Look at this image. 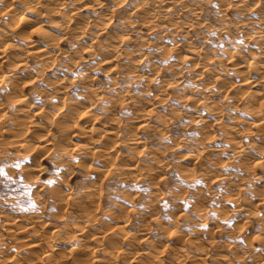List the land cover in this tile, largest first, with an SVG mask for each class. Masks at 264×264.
I'll return each instance as SVG.
<instances>
[{"label":"rangeland","instance_id":"rangeland-1","mask_svg":"<svg viewBox=\"0 0 264 264\" xmlns=\"http://www.w3.org/2000/svg\"><path fill=\"white\" fill-rule=\"evenodd\" d=\"M100 1L101 7L92 5L91 0H82L75 4L66 1L56 4L61 1L42 0L44 4L49 2L57 5L61 13L70 14L73 20L82 21L84 32L77 36L75 34H78V31H75V34L61 35L55 28H50L55 33L57 50L48 59L29 57L27 69L36 67L37 72L40 69L43 73L39 74L43 79L39 77L34 83L31 82L32 85L27 86V92H52L61 85L60 83L69 81L67 78L77 82L81 72L90 71L95 77L96 85H99L104 94L115 96L118 93L121 97V101L119 99L116 104L118 106L113 105V112L117 114L118 120L114 121L115 123L103 120L98 109V115L94 118V131L91 133L99 134L101 128H107L109 125L117 127L120 135L116 137V146L113 145L114 149L110 153L100 156L103 161L96 153V156L89 153L83 157L84 153L74 148L75 143L66 145L70 148L67 152L61 148L59 130L56 127H51L50 132L34 124L29 135L25 133L27 138H31V144L28 142L29 145L24 147L17 146L12 143L15 136L9 134L11 128V131L14 130L13 124L4 123L5 132L0 133V169L6 173L0 175V264H60V255L65 252L68 256L66 245L75 241L72 233L77 225H85L90 232H97L98 241L101 243H96L91 236L89 240H85L92 246L94 253L92 259L89 257L87 262L82 261L83 264H253V259L261 258V255V262L264 264V171L260 164H254V158L258 156L254 146H260L264 129L248 125L252 114L245 110L244 106L250 94L247 90L243 94L239 93L243 89L238 83L240 74L234 73L232 67L234 61L245 58L248 60L252 54L259 52L257 40L259 35L264 36V15L258 14L257 9L258 6L264 7V0H254L253 4L250 0H228L229 3L227 0L223 3L220 0H145L147 7L156 2L154 9L169 5L172 10L163 21L158 20L157 24L170 22L173 17L175 22L179 21L175 26L160 25L148 33H145V29L140 30L133 25L138 16L134 11L135 4L142 0H121L118 5L114 3L117 0ZM9 2L0 0V35H11V19L8 20L9 11L6 7ZM185 4L197 5L199 8L194 7L199 9V13L193 14ZM110 8L116 12L117 9H122V13L126 10L128 12H124L123 16L115 12L117 16L114 14L112 17L106 15ZM259 15L262 16L261 21ZM61 18L62 14L59 15V19ZM99 21L103 24L100 25ZM123 32L126 34L121 35ZM17 36L13 35V41L22 44L21 35ZM110 43H115L117 49H108ZM194 47L197 49L195 55L191 51ZM21 52L11 47L6 50L8 54L20 55ZM113 55H117L113 61L103 59ZM186 55L193 56V59L184 60ZM112 62L114 64L110 66ZM204 64L209 66V70H204L200 76L198 72ZM4 65L8 66L9 63ZM115 69L121 71L114 73ZM150 69L154 70L155 75H149V78L146 75ZM32 71L35 72L34 69ZM262 72L264 73V70L257 75L258 78L261 77L262 87L255 90L264 96ZM215 75L218 76L216 79ZM81 91L82 86L74 84L70 87L69 95L72 96L69 97L79 99ZM209 91L213 92L211 97ZM35 93H32V100L40 105L44 102V111L48 113L45 115L51 119L50 111L55 109L51 104L48 105L50 102L42 100ZM261 102L264 107V99ZM99 103L100 106L102 103ZM206 103L207 106L215 104L212 106L218 108L219 114L221 113L218 120L212 113L205 111ZM145 111L149 113L153 125L146 129L138 123V116L143 115ZM198 114L205 118V124L194 119ZM33 117L35 123H40L45 118L43 112ZM158 119L162 121L159 122ZM205 132L209 134L205 135ZM52 133H55V136ZM128 134L137 136L141 143H132L134 140ZM86 138L79 133L73 137V142L85 143L90 140ZM41 139L49 140L43 142ZM234 140L237 141L235 146ZM237 147L245 150L243 155L236 152ZM29 148L34 149L31 151ZM189 154L194 156L189 157ZM160 160L165 165L160 164ZM93 168L101 170L102 175ZM201 171L203 175H200ZM94 182L98 185V202L81 212L82 208L72 203L75 198L78 199V195L90 188L89 183ZM51 189L59 192V195L61 191V197H57L59 195ZM99 191L102 193L99 194ZM258 197L261 199L258 200ZM234 202L242 204L244 209L235 207ZM87 211H95V215L98 214L95 216L97 219H91L92 223L88 221L90 219L87 215L82 216ZM116 218L121 220L119 225L124 229L116 228ZM33 223L38 224L35 227ZM29 225H33L35 229L32 231L27 228ZM42 233H45L44 236ZM177 235L179 238H176ZM23 238L27 241L45 240L47 244L55 239L58 244L61 243L55 248L58 253L53 250L51 255L56 258L55 261L51 256H44L47 260L41 256L43 249L49 248L45 241L43 247L40 246L43 251H32L29 245L22 246L20 240ZM203 248L206 250H202ZM203 251L206 254H203ZM77 253L71 256L84 257L83 254L80 255L82 252ZM71 256L63 261L65 263H61L81 264V261L76 263ZM50 258L51 260H48Z\"/></svg>","mask_w":264,"mask_h":264},{"label":"bare ground","instance_id":"bare-ground-1","mask_svg":"<svg viewBox=\"0 0 264 264\" xmlns=\"http://www.w3.org/2000/svg\"><path fill=\"white\" fill-rule=\"evenodd\" d=\"M9 4H7L8 6L7 7V11H9V15H8V20L11 19V28H9V31L11 32V35L10 33H6V35H0V133L3 134L5 132V129L3 128L4 127V123L5 122H9L11 124H13L12 126H14V130H9L10 131V136L11 134H13L15 136L14 138V141L12 142L13 144L16 143V145L18 146H25V145H29L30 143V140L31 138H27V136L29 135V132H30V128L31 126L34 124L36 127L42 129V130H49L51 132V127H56L58 130H59V143L61 145V148H63V150H65L66 152L69 151L68 149L70 148H67L66 145H70L71 142L72 143H75L73 146H76L74 148H77V149H80L82 152L81 155L84 157V156H87V154L89 155H92V156H96V154H98V157L102 156L104 154H108L110 153L111 151H113V145L116 146V137L118 135H120L119 133V129L117 127H114V126H110L105 128H101L102 130L99 132V134H91L93 131H94V123L95 120L94 118L97 117V113H96V110L100 109L99 113L101 112L102 116H100L103 120H107L109 122H114L116 120H118V116L115 115V113L113 112V105L114 107L116 106V104H118L119 102V99L121 98L119 96L118 93H116L117 95H114L115 96H112L111 94L109 95H106L104 94V92H102L100 90V87H98L96 85V82H95V77L92 76L91 73H89L90 71H83L81 72L82 75L77 79V82H74V80H70L71 78H67L69 81H64L63 83H60L61 85L58 86V88H55L52 90V92H46L45 90H38L36 93L35 92H32V93H35V94H38L39 97H41L42 100L46 99L48 102H50L48 105H52L53 108L56 110L53 111H50V113L52 114V118L49 120L47 115L48 114L44 108V106L42 105L44 102H42V104H37L36 101H33L32 100V93L30 94V92H27V86L29 84L34 83L33 81H36L39 77H41L42 75H40L39 73L40 72V69H39V72H37L38 68L34 67L33 69L35 70L32 71L30 69H27V66H28V61H29V57L30 56H33L34 58L35 57H39V59H42V58H49L54 51L57 50V44L55 42L56 40V37H55V33H53V31H51L50 28H55L56 30H58V32L61 34V35H70V34H75V31H78L79 33L78 34H75V36L77 35H80L81 33L84 32V29H83V22L82 21H75L72 19L71 16H69L70 14H65V13H61L57 7V5H52L50 4L49 2L48 3H45L42 2V0H9ZM18 1V4H16V2ZM57 1H61V2H58L56 4H60L64 1L66 2H71L72 4H75L77 2H79V0H57ZM82 1V0H81ZM80 1V2H81ZM88 1V0H87ZM92 1V5H95L96 7H101L102 6V2L100 0H91ZM153 1H157V0H153ZM215 1V0H214ZM219 1V0H218ZM223 2H226V0H220ZM228 1V0H227ZM249 1V0H248ZM252 1V4L254 2V0H250V3ZM79 2V3H80ZM114 3H116V5H118V3L120 4L121 3V0H117L115 1ZM217 3V2H216ZM215 3V4H216ZM221 3V5H222ZM229 3V1H228ZM232 3V2H231ZM237 4V2H235ZM86 4V2H85ZM91 4V3H90ZM192 4V3H191ZM218 4V3H217ZM226 4V3H225ZM84 5V4H83ZM87 5V4H86ZM91 5V6H92ZM157 5L156 2H153L152 6L151 7H147L145 5V0H142L140 1V3L138 4H135V7H134V11H136L135 13L138 15L137 16V20H135L136 22L133 24L135 27L139 28L140 30L141 29H145V33H148L151 29L155 28V27H160V25H164L165 24H169L170 26H175L174 24L178 23L179 21H176L175 22V19L171 18L170 22H166L164 24V22H160V23H156L158 20L160 21H163V18L166 17L167 13L172 11L170 10L169 8V5H165V7L163 8H157V9H154L153 7H155ZM194 5V4H193ZM220 5V7H221ZM224 5V4H223ZM222 5V6H223ZM88 6V5H87ZM121 6V5H120ZM119 6V7H120ZM184 6H188L189 8V11L195 15H197L199 13V9H197V5H194V6H197V7H194V6H190L189 5H184ZM200 6V5H199ZM225 6V5H224ZM233 6V4H232ZM239 6V5H238ZM242 6V4H241ZM262 6V5H261ZM259 8L257 9L258 10V14H261L262 16L264 15V7H260L258 6ZM122 8V7H120ZM199 8V7H198ZM244 8V6L242 7V9ZM198 11H197V10ZM220 9V8H219ZM118 12H116L115 10L113 9H109L107 11V14L106 15H109V16H112L115 14V12L117 14H119V16L122 14V16L124 15L123 13H127L128 11L126 9V11H123L122 13V9H117ZM222 10V9H221ZM187 11V10H186ZM62 14L63 18L59 19V15ZM135 14V15H136ZM175 12H173V16ZM257 14V13H256ZM12 15V16H11ZM116 15V14H115ZM259 15V16H261ZM10 16V18H9ZM117 16V15H116ZM129 16V15H128ZM171 16V15H170ZM262 16L261 18H259V21L262 20ZM7 17V16H6ZM105 17V16H104ZM107 17V16H106ZM159 17V18H158ZM222 17H224L222 15ZM257 17V16H256ZM225 19V18H224ZM261 19V20H260ZM44 20H46L47 22H44ZM108 20V18H107ZM229 20V19H228ZM244 20V19H243ZM250 20V19H249ZM264 20V19H263ZM134 22V20L132 21ZM130 22V23H132ZM223 22V21H222ZM8 23V22H7ZM101 23V24H100ZM231 23V21H230ZM261 23V22H259ZM17 24V26H16ZM99 24L102 25L103 22L99 21ZM264 24V23H263ZM7 26V24H5ZM229 26V25H228ZM116 27V26H115ZM226 27V25H225ZM174 28V27H172ZM223 28V27H222ZM228 29V28H227ZM230 29V28H229ZM220 30V29H219ZM225 30V29H224ZM231 30V29H230ZM253 30V29H252ZM124 33V32H123ZM255 33V32H254ZM258 33V32H257ZM126 33L122 34L121 35H125ZM13 35H21L20 38L22 39V44H20L18 42L15 43V41H13ZM120 35V36H121ZM128 35V34H127ZM231 35V34H230ZM17 36V37H18ZM144 36V35H142ZM146 36V35H145ZM258 36V35H256ZM109 37H110V34H109ZM119 37V35L117 36ZM124 37V36H123ZM141 37V36H140ZM16 38V37H15ZM122 38V36H121ZM190 42V41H189ZM257 44L259 46V52H255L254 54L251 55V58L246 60L245 59H239V60H236L234 61V63H232V67H233V70H234V73H239L240 74V77H239V81L238 82L239 86H241V91H239V93L242 92H245L246 90L249 92V96H248V100L246 101L245 103V110H249L252 114V119L250 120L249 124L250 126H256V127H260L261 129H264V107L261 106V101L264 99L263 95L261 92H257L256 90H258L257 88L259 87H262V83H261V77L258 78V76L261 74H259V72L263 71L264 70V36H258V40H257ZM254 45V44H253ZM194 46V45H193ZM11 47V48H14L15 50H20L22 51L21 54H16V53H6V50ZM108 49H117V46L115 43H110L108 44ZM257 49V48H256ZM24 50V51H23ZM233 50V49H232ZM192 51V54H196L197 52V49L196 47L193 48ZM254 52V51H253ZM127 53V52H126ZM191 54V55H192ZM183 55V54H182ZM231 55V54H230ZM81 56V55H80ZM117 55H113V56H109V57H106V58H103V59H107V61H113V59H115ZM228 56V55H227ZM234 56V55H233ZM82 57V56H81ZM80 57V58H81ZM217 57V56H216ZM241 57V56H240ZM52 58V57H51ZM83 58V57H82ZM184 58V57H183ZM239 58V57H237ZM38 59V58H37ZM38 59V60H39ZM138 59V58H136ZM185 59H193V56H188L186 55L184 60ZM218 58H216L217 60ZM52 60V59H51ZM139 60V59H138ZM183 60V59H182ZM220 60V59H219ZM227 60V59H226ZM44 61V60H43ZM116 61V60H114ZM7 64L9 63L8 66H5L4 63ZM50 62V60H49ZM106 62V61H105ZM221 62V61H220ZM46 63V62H45ZM48 63V62H47ZM194 63V62H193ZM192 63V64H193ZM73 64V63H72ZM114 64V62L111 63L110 66H112ZM195 64V63H194ZM123 65V64H122ZM197 65V64H196ZM42 67V66H41ZM48 67V65H47ZM37 70H36V69ZM116 68V67H115ZM82 69V68H81ZM130 69V67H129ZM128 69V71H129ZM43 71V69H41ZM149 70V69H148ZM151 71L148 72L147 71V75L149 77V75H155V72L154 70L150 69ZM204 70H209V66L207 67V65L204 64V66H202L200 68V71L198 72V74H202V72ZM119 71H121V69H115V72L114 73H118ZM125 71V70H124ZM134 71V70H133ZM244 71H246L244 73V75L242 74ZM154 72V73H152ZM29 73H32V74H29ZM43 73V72H42ZM41 73V74H42ZM132 73V72H130ZM145 73V71H144ZM135 74V73H134ZM141 74V73H140ZM238 74V75H239ZM242 74V76H241ZM262 74L264 75V73L262 72ZM133 75V74H132ZM258 75V76H257ZM261 75V76H263ZM43 77V76H42ZM41 77V78H42ZM112 77V76H111ZM147 77V78H148ZM178 77V76H176ZM215 79L218 77V76H214ZM63 78V77H62ZM150 78V77H149ZM213 78V77H212ZM43 79V78H42ZM112 79V78H111ZM115 79V78H114ZM214 79V80H215ZM238 79V78H237ZM260 79V80H259ZM41 80V79H40ZM39 80V81H40ZM91 81H94V82H91ZM112 82V81H111ZM232 82V81H231ZM52 83V82H51ZM74 84H77V85H80L82 86L83 88V91H81L80 93V98L79 99H73L72 97L70 98L69 96H72V95H69V92H70V87ZM32 85V84H31ZM211 85V84H210ZM204 86V85H203ZM264 86V85H263ZM206 87V86H205ZM226 87V86H225ZM215 88V87H214ZM240 87H237V89H239ZM36 89V88H35ZM235 89V90H237ZM245 89V90H244ZM256 89V90H255ZM209 90V89H208ZM244 90V91H243ZM164 91V90H162ZM207 91V90H205ZM210 92V91H209ZM248 92H247V95H248ZM79 93V92H78ZM211 93L213 92H210V97H211ZM235 93V92H234ZM206 94V93H205ZM236 94V93H235ZM234 94V95H235ZM34 95V94H33ZM106 95V96H105ZM112 97H111V96ZM157 95V94H156ZM162 95H163V92H162ZM209 95V94H208ZM234 95L232 96V98L234 97ZM238 95V93H237ZM203 96V95H202ZM204 96H207V95H204ZM236 96V95H235ZM239 96V95H238ZM243 96V95H242ZM241 97V95H240ZM239 97V99H240ZM208 98V97H207ZM231 98V99H232ZM242 98V97H241ZM160 99V98H159ZM162 99V98H161ZM209 99V98H208ZM245 99V98H244ZM38 100V99H37ZM124 100V99H122ZM207 100V99H205ZM234 100H235V97H234ZM238 100V99H236ZM246 100V99H245ZM40 101V100H39ZM101 101V105L99 106L98 103ZM104 101V102H103ZM121 101V99H120ZM46 102V101H45ZM126 102V101H123V103ZM160 102V101H159ZM208 102V101H207ZM122 103V104H123ZM202 103V102H201ZM205 103V102H204ZM100 104V103H99ZM120 104V103H119ZM45 105V104H44ZM121 105V104H120ZM203 105V104H202ZM213 104H211V106H207V103L204 104V106L206 107V110L207 112L209 113H212L213 116L217 119L219 118L220 114L218 112V108L217 107H213L215 106V104L212 106ZM244 105V104H243ZM47 106V105H45ZM51 106V107H52ZM118 106V105H117ZM116 106V107H117ZM204 109V108H203ZM115 110V109H114ZM144 110V109H143ZM153 111V110H152ZM220 111V110H219ZM41 112H43V116H45L44 119H42L43 121L40 122V123H35V119L33 116H36L37 114H41ZM154 112V111H153ZM152 112V113H153ZM207 112H203V113H207ZM221 112V111H220ZM151 113V114H152ZM54 115V116H53ZM199 115V114H198ZM196 115L194 119H196L197 121H199L200 123H203L204 122V119H203V116H201V114L198 116ZM136 116V115H135ZM149 113L148 112H144L143 115L141 116H138L139 119H138V123L141 124L142 126H144V128H149V127H153V125H151V119H149ZM222 116V115H221ZM59 117V118H57ZM164 118V117H163ZM214 118V119H215ZM96 119V118H95ZM100 119V118H99ZM137 119V118H136ZM215 119V120H216ZM167 120V119H166ZM195 120V121H196ZM218 120V119H217ZM243 120V119H242ZM159 121V119H158ZM162 121V120H161ZM159 121V122H161ZM213 121V120H212ZM245 121V120H244ZM165 122V121H163ZM211 122V120H210ZM101 123V122H100ZM115 123V122H114ZM199 123V124H200ZM154 124V123H153ZM158 124V123H157ZM205 124V122H204ZM209 124V122H208ZM227 126V124H225ZM204 127H207L205 125H203ZM203 127V128H204ZM263 127V128H262ZM201 128V127H200ZM152 129V128H151ZM155 129V128H154ZM158 129V128H157ZM162 129V128H160ZM206 129V128H205ZM204 129V130H205ZM228 129V128H227ZM229 129H232L229 127ZM229 129L226 131L228 132ZM249 129V128H248ZM8 130V129H7ZM149 130V129H148ZM48 131V133H49ZM128 131V130H126ZM160 131V130H159ZM207 131V130H205ZM232 131V130H231ZM98 132V131H97ZM200 132V131H198ZM236 132V130H235ZM256 132V131H255ZM264 132V131H263ZM25 133H27L28 135L26 136ZM47 133V132H46ZM80 133V135L82 137H87L89 138L90 140L85 142V143H81V144H78V141L76 142H73V137L76 135H78ZM90 133V134H89ZM127 133V132H126ZM133 133V132H132ZM160 133V132H159ZM202 133V132H201ZM55 134V133H54ZM52 133V135H54ZM131 134V133H130ZM198 134V133H197ZM209 133H206L205 132V135H207ZM24 135V136H23ZM44 135V134H43ZM51 135V134H50ZM51 135V136H52ZM97 135V137H95ZM136 135V134H135ZM48 136V135H47ZM55 136V135H54ZM128 136H130L128 134ZM134 135L130 136L133 138V142L132 143H135V144H140L141 143V140L136 136V137H133ZM210 136V135H208ZM228 136V135H227ZM231 136V135H230ZM17 137V138H16ZM95 137V138H94ZM229 137V136H228ZM232 137V136H231ZM235 137V136H234ZM8 138V137H7ZM10 138V137H9ZM54 138V137H53ZM86 138V139H87ZM131 138V139H132ZM206 138V136L204 137ZM210 138V137H209ZM230 138V137H229ZM228 138V139H229ZM130 139V140H131ZM232 138H230L231 140ZM234 139V138H233ZM4 140V139H3ZM2 140V141H3ZM38 140V139H37ZM49 140V139H48ZM45 139V141H48ZM129 140V141H130ZM236 140V139H235ZM234 140V141H235ZM41 141H43L41 139ZM43 141V142H45ZM52 141V140H51ZM57 141V139L55 140ZM54 141V142H55ZM127 141V140H126ZM210 141V140H208ZM251 141V140H250ZM9 142V141H7ZM29 142V143H28ZM50 142V141H49ZM205 142V141H203ZM231 142V141H230ZM233 142V141H232ZM260 142V141H259ZM1 143V142H0ZM11 143V144H12ZM56 143V142H55ZM235 146V144L237 143V141L233 142ZM246 143V142H245ZM260 146L259 145H256L257 147L254 146V148L257 150V154L258 156H256L254 159H255V163L260 164L261 167L263 168V171H264V137L262 139V142H260ZM31 144V143H30ZM49 144V143H47ZM57 144V143H56ZM54 144V146L56 145ZM231 144V143H230ZM3 145V144H2ZM51 145V144H50ZM59 145V144H58ZM72 145V144H71ZM238 145V144H237ZM32 146V145H31ZM30 146V147H31ZM39 146V145H38ZM41 146V145H40ZM45 146V145H44ZM43 146V147H44ZM37 147V146H36ZM56 147V146H55ZM59 147V146H58ZM57 147V148H58ZM66 147V148H65ZM69 147V146H68ZM72 147V146H71ZM206 147V146H205ZM241 147V146H240ZM240 147H237L235 149L236 152H238L239 154L243 155L245 150H243L242 148ZM15 148V147H14ZM17 148V147H16ZM27 149V147H25ZM32 148V147H31ZM31 148H29L31 150ZM42 149V146L40 147ZM39 148V149H40ZM56 148V149H57ZM168 148V146H167ZM34 149V148H33ZM32 149V150H33ZM45 149V148H43ZM60 149V148H58ZM230 149V148H229ZM31 150V151H32ZM38 150V149H37ZM54 150V149H53ZM62 150V151H63ZM79 150V151H80ZM23 151V149H22ZM39 151V150H38ZM61 151V152H62ZM64 151V152H65ZM76 151V150H75ZM78 151V150H77ZM152 151V150H151ZM21 152V151H19ZM35 152V151H34ZM158 152V151H157ZM96 153V154H95ZM72 153L70 152V155ZM94 154V155H93ZM161 154V153H159ZM194 154V153H193ZM65 155V153H64ZM41 156V155H40ZM61 156V155H60ZM105 156V155H104ZM158 156V155H157ZM189 157H192L194 155H191L189 154L188 155ZM187 156V157H188ZM108 157V156H107ZM188 157V158H189ZM35 158V157H33ZM32 158V159H33ZM101 158V157H100ZM158 158V157H157ZM63 159V158H62ZM78 159V158H76ZM75 159V161H76ZM110 159V158H109ZM156 158H154L155 160ZM162 159V158H161ZM190 159V158H189ZM192 159V158H191ZM35 160V159H34ZM83 160V159H82ZM94 160V159H93ZM102 160V158H101ZM100 160V161H101ZM159 160V159H158ZM97 161V160H96ZM99 161V160H98ZM103 161V160H102ZM162 160H160L161 162ZM252 161V160H251ZM250 161V162H251ZM38 162V161H37ZM36 162V164H37ZM155 162V161H154ZM159 162V161H158ZM75 163H78V162H75ZM93 163V162H92ZM249 163V162H248ZM35 164V165H36ZM160 164H164L163 162H161ZM159 164V165H160ZM167 164V163H166ZM245 164L247 165V163H242V165L245 166ZM73 165V164H72ZM77 165V164H76ZM165 165V164H164ZM249 165V164H248ZM259 165V166H260ZM26 166V165H25ZM92 166V165H90ZM146 166H147V163H146ZM250 166V165H249ZM155 166H153L154 168ZM243 167V166H242ZM97 168V167H95ZM94 169L95 172H98L99 174L102 173L100 171H98L97 169ZM127 168V167H125ZM139 168V167H137ZM156 168V167H155ZM163 168V166H162ZM201 168V167H200ZM246 168V167H245ZM248 168V166H247ZM246 168V169H247ZM35 169V168H34ZM101 169V168H100ZM184 169V168H183ZM83 170V169H82ZM97 170V171H96ZM104 170V169H103ZM132 170V169H131ZM261 170V169H260ZM84 171V170H83ZM142 171V170H141ZM207 171V170H206ZM66 172V171H65ZM105 172V171H104ZM153 172V171H152ZM9 173V172H8ZM84 173V172H83ZM203 172L201 171V174L200 175H203L202 174ZM262 173V172H261ZM96 174V173H95ZM110 174V173H109ZM205 174V173H204ZM102 175V174H100ZM184 175V174H183ZM188 175V174H187ZM94 177V174L92 175ZM98 176V175H97ZM96 176V177H97ZM206 176V175H205ZM204 176V177H205ZM100 178V176H98ZM97 177V178H98ZM203 177V178H204ZM264 177V176H263ZM89 178V177H88ZM206 179L208 177H205ZM199 179V178H198ZM92 180V178H91ZM206 181V180H205ZM90 182V181H89ZM92 182V181H91ZM90 182V183H91ZM100 182V181H99ZM102 182V181H101ZM89 183V187L90 188H87L84 192H82L81 195H78V199H76L75 197V201L72 203V204H76L77 206L81 207L82 210L84 209L86 211V209H88V207L90 206H93L94 204H96V193H97V182H94L92 184ZM150 183V182H149ZM152 183V182H151ZM30 184V183H29ZM92 187H91V186ZM51 187V186H50ZM69 187V186H68ZM243 187V186H242ZM58 188V187H57ZM195 188V187H194ZM101 189V188H100ZM52 191L54 189H51ZM158 190V189H156ZM161 190V189H160ZM201 190V189H200ZM50 191V190H49ZM154 191V190H153ZM228 191V190H227ZM35 192V191H34ZM54 192V191H53ZM229 192V191H228ZM234 192V191H233ZM232 192V194H234ZM257 192V191H256ZM52 192L50 191V194ZM54 193H57L56 195H59L56 190ZM67 193V192H66ZM79 193V192H77ZM102 192L99 191V194H101ZM153 193V192H152ZM157 193V192H155ZM230 193V192H229ZM228 193V195H229ZM64 194V193H63ZM80 194V193H79ZM98 194V195H99ZM35 195V194H34ZM55 195V194H54ZM61 191H60V195L57 196V197H61ZM159 195V194H158ZM255 195V194H254ZM68 196V194H67ZM152 196V194L150 195ZM223 196V195H222ZM230 196V195H229ZM44 197V196H43ZM54 197V196H53ZM55 197V198H57ZM63 197V196H62ZM73 197V196H72ZM70 197V198H72ZM100 197V196H99ZM235 197V196H234ZM260 197V196H259ZM259 197L257 198L258 200ZM226 198V197H225ZM57 200V199H56ZM64 200V199H63ZM62 200V201H63ZM73 200V198H72ZM149 200V199H147ZM154 200V199H153ZM158 200V198H157ZM233 201L234 198H233ZM247 201V200H246ZM76 202V203H75ZM132 202V201H131ZM199 202V201H198ZM231 202H232V199H231ZM245 202V201H244ZM186 203V202H185ZM235 203V202H234ZM44 204V203H43ZM61 204V203H60ZM196 204V203H195ZM248 204V203H247ZM253 204V203H252ZM58 205V204H57ZM149 205V204H148ZM256 205V203H255ZM47 206V205H46ZM153 206V205H152ZM197 206V205H196ZM142 207V206H141ZM194 207V206H193ZM235 207L237 208H240V207H243L244 209V206L242 204H236L235 203ZM200 208V207H199ZM246 208V207H245ZM255 208V207H254ZM39 209V208H38ZM83 210V212H84ZM94 210L96 211V209L94 208ZM234 210V209H233ZM241 210V209H240ZM40 211V210H39ZM76 211V210H75ZM79 211V210H78ZM77 211V212H78ZM95 211L94 213H92L91 211H87L85 212L84 215L82 216H85L87 215V218L88 219H92L93 217H95ZM98 211V209H97ZM135 211V210H134ZM235 211V210H234ZM13 212V211H12ZM34 212V211H33ZM72 212V211H71ZM138 212V211H137ZM221 212V211H220ZM250 212V211H248ZM80 213V211H79ZM96 213H99V212H96ZM139 213V212H138ZM197 213V212H196ZM215 213V212H214ZM29 214V213H28ZM52 214V213H51ZM54 214V213H53ZM248 214V213H247ZM30 215V214H29ZM37 215V214H36ZM71 215V214H70ZM78 215V214H77ZM264 215V210H263V214ZM261 215V216H262ZM44 216V215H43ZM49 216V215H48ZM74 216V215H73ZM155 216V215H154ZM36 217V216H35ZM38 217V216H37ZM264 217V216H263ZM30 218V217H29ZM28 218V219H29ZM41 218V217H40ZM85 218V217H84ZM96 218V217H95ZM121 218V216L119 217ZM118 218H116V223H117V227L116 228H120L121 229H124L120 224L121 220ZM18 219V218H17ZM20 219V218H19ZM33 219V218H31ZM94 219V218H93ZM97 219V218H96ZM88 220L89 222L92 223V220L90 221ZM99 220V219H98ZM98 220H94V221H98ZM128 220V219H127ZM126 220V221H127ZM15 221V220H14ZM45 221V220H44ZM47 221V220H46ZM86 221V220H85ZM123 221V220H122ZM1 222V221H0ZM3 222V221H2ZM13 222V221H12ZM11 222V223H12ZM17 222V221H16ZM15 222V223H16ZM74 222V221H72ZM14 223V224H15ZM27 223V221H26ZM76 223V222H75ZM123 223V222H122ZM8 224V223H7ZM10 224V223H9ZM13 224V223H12ZM28 224V223H27ZM38 224V223H37ZM37 224H34L33 225L36 227ZM41 224V223H40ZM72 224V223H71ZM85 224V223H84ZM142 224V223H141ZM11 225V224H10ZM23 225V224H22ZM33 225H29L27 228H30L31 230L32 229H35L33 227ZM45 225V224H43ZM68 225V224H66ZM77 225V224H76ZM90 225V224H89ZM88 225V226H89ZM21 226V225H20ZM58 226V225H57ZM73 226V225H72ZM92 226V225H91ZM176 226V225H175ZM33 227V228H32ZM46 227V226H45ZM54 227V225H53ZM90 227V226H89ZM94 227V226H93ZM115 227V226H114ZM174 227V226H173ZM219 227V226H218ZM240 227V226H239ZM88 227H86L85 225L84 226H76L74 228V231L72 233V236L74 237L75 241L70 243V245H66V248H67V255L69 256H73L75 255V253L77 252H82L80 255H84V257H78L77 258V255L72 257L73 259H75V262L76 263H80L81 261V264L82 261H86L89 260V257L91 258L93 256V249H92V246H89L87 244V242L85 240H87L90 236H91V239L94 240L95 242L98 241L99 239V235L97 236V232L96 233H92L90 232L88 229ZM165 228V227H164ZM163 228V229H164ZM170 228V227H169ZM238 228V227H237ZM19 229V228H18ZM22 229V228H21ZM37 230V228H36ZM119 230V231H120ZM166 230V229H164ZM8 231V230H7ZM27 231H29L27 229ZM33 231V230H32ZM58 231V230H57ZM71 231V229H70ZM136 231V230H135ZM178 231V230H177ZM51 232V230H50ZM168 232V230H167ZM133 233V232H132ZM178 233V232H176ZM45 233H42L41 235H43ZM59 234V233H57ZM173 234V233H172ZM209 234V233H208ZM1 235V234H0ZM95 235V236H94ZM148 235V234H147ZM176 235V234H175ZM181 235V234H180ZM39 236V235H38ZM44 236V235H43ZM49 236V235H48ZM48 236H46L48 238ZM19 237V236H18ZM42 237V236H41ZM61 237V236H60ZM175 237V236H174ZM183 237V236H182ZM22 238V237H21ZM43 238V237H42ZM54 238V237H53ZM67 238V237H66ZM144 238V237H143ZM176 238H179L178 235ZM210 238V237H209ZM248 238V237H247ZM18 239V238H17ZM20 239V237H19ZM30 239V238H29ZM45 239V238H44ZM187 239V238H186ZM40 240H42L40 238ZM47 240V239H46ZM89 240V239H88ZM176 240H179V239H176ZM181 240V239H180ZM191 240V239H190ZM189 240V241H190ZM21 241V242H20ZM19 242L23 245H29V248L32 250V251H36V250H40L43 244V242L41 241H37V239H31L29 241H27V239H24L23 240H20ZM49 241V239H48ZM10 242V241H9ZM47 241H45V244L49 247V248H42L40 251H43L42 253V257L44 256H48L47 258H49V256H51L53 254V252L57 249V247H59V245L61 243H57L56 240H51L50 244H47L46 243ZM100 242V240L98 241V243ZM197 242V241H196ZM195 242V243H196ZM200 242V241H199ZM263 242V241H262ZM19 243V244H20ZM89 243L92 244V242L89 241ZM97 243V242H96ZM162 243V242H160ZM198 243V242H197ZM251 243V242H250ZM264 243V242H263ZM5 244V243H4ZM44 244V245H45ZM101 243H99L100 245ZM190 244V242H189ZM18 245V244H16ZM65 245V244H64ZM192 245V244H191ZM199 245V243H198ZM205 245V244H204ZM250 245V244H249ZM41 246V247H40ZM57 246V247H56ZM94 246V245H93ZM153 246V245H152ZM203 246V245H202ZM20 247V245H19ZM95 247V246H94ZM263 247V253H264V244L262 245ZM56 248V249H55ZM65 248V249H66ZM163 248V247H162ZM196 248V247H194ZM202 248V247H201ZM61 249V248H60ZM114 249V248H113ZM24 250V249H23ZM54 250V251H53ZM105 250V249H104ZM172 250V249H171ZM202 250H206V249H202ZM57 251V250H56ZM201 251V249H200ZM203 251V254H206L204 253ZM62 252V251H61ZM114 252V251H113ZM148 252V251H147ZM186 252V251H185ZM197 252V251H196ZM199 252V250H198ZM197 252V253H198ZM26 253V252H25ZM58 253V251H57ZM60 253V252H59ZM65 253V252H63ZM60 255L59 258H61V261H59L58 263L62 264L61 262L63 261H66L67 257L66 256V253ZM106 253V251H105ZM109 253V252H108ZM159 253V252H158ZM157 253V254H158ZM188 253V252H187ZM17 254V253H16ZM32 254V253H31ZM30 254V255H31ZM34 254V253H33ZM56 254V253H55ZM54 254V255H55ZM191 254V253H190ZM199 254V253H198ZM210 254V253H209ZM38 255V254H37ZM107 255V254H106ZM154 255V254H153ZM222 255V254H221ZM227 255V254H226ZM18 256V254H17ZM16 256V257H17ZM34 257L36 256L35 254L33 255ZM40 256V257H41ZM57 256H59V254H57ZM95 256V255H94ZM199 256V255H198ZM223 256V255H222ZM250 256V255H249ZM256 256V255H255ZM2 257V256H1ZM14 257V255H13ZM39 257V258H40ZM66 257V258H65ZM69 257V258H71ZM102 257V256H101ZM151 257V256H150ZM182 257V256H181ZM191 257V256H190ZM224 257V256H223ZM227 257V256H226ZM45 258V257H44ZM51 258H53V260L55 261V257L51 256ZM48 259V260H51ZM94 258V257H93ZM97 258V257H96ZM192 258V257H191ZM234 258V257H233ZM261 258H262V255H261ZM261 258H255L253 259L251 257V259L254 260L253 264H262L263 262H261ZM14 259V258H13ZM17 259V258H15ZM24 259V258H23ZM46 259V258H45ZM92 259V258H91ZM153 259V258H152ZM160 259V258H159ZM174 259V258H173ZM231 259V258H230ZM30 260V259H29ZM37 260V259H35ZM47 260V259H46ZM58 260V259H57ZM224 260V259H223ZM264 260V259H263ZM18 261V260H16ZM32 261V260H30ZM108 261V260H107ZM116 261V260H114ZM180 261V260H179ZM229 261V260H228ZM36 262V261H35ZM69 263V260L67 261ZM74 262V261H73ZM99 262V261H98ZM103 262V261H102ZM136 262V261H135ZM220 262V261H219ZM20 263V262H18ZM37 263V262H36ZM65 263V262H63ZM107 263V262H106ZM221 263V262H220ZM33 264V263H32ZM111 264H114L113 262Z\"/></svg>","mask_w":264,"mask_h":264},{"label":"snow or ice","instance_id":"snow-or-ice-1","mask_svg":"<svg viewBox=\"0 0 264 264\" xmlns=\"http://www.w3.org/2000/svg\"><path fill=\"white\" fill-rule=\"evenodd\" d=\"M0 175H6V173L3 172V169H0Z\"/></svg>","mask_w":264,"mask_h":264}]
</instances>
